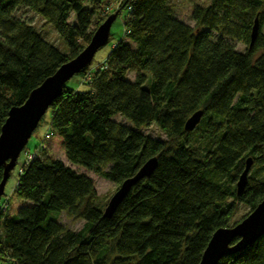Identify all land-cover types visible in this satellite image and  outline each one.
Here are the masks:
<instances>
[{
    "label": "trees",
    "instance_id": "obj_1",
    "mask_svg": "<svg viewBox=\"0 0 264 264\" xmlns=\"http://www.w3.org/2000/svg\"><path fill=\"white\" fill-rule=\"evenodd\" d=\"M169 2L121 1L125 39L101 65L77 74L89 91L62 88L48 108L44 140L47 150H61L70 164L116 188L149 158L156 167L104 217L89 175L33 156L11 193L25 203L13 215L0 213V264H198L213 232L229 227L236 203L251 212L264 199V0H211L193 7V25L175 17ZM98 4L0 0V127L89 43L107 18L93 23ZM23 9L52 26L66 51L20 16ZM255 18L259 30L249 47ZM233 41L245 44L244 52ZM198 110L199 123L185 130ZM152 124L164 139L141 131ZM249 158L253 173L237 193ZM63 212L82 227L61 225ZM217 264H264V232Z\"/></svg>",
    "mask_w": 264,
    "mask_h": 264
},
{
    "label": "water",
    "instance_id": "obj_2",
    "mask_svg": "<svg viewBox=\"0 0 264 264\" xmlns=\"http://www.w3.org/2000/svg\"><path fill=\"white\" fill-rule=\"evenodd\" d=\"M117 13L110 14L104 19L92 33L89 43L72 59L63 63L57 68V71L46 77L43 82L30 91L28 97L22 105L12 107L7 118L0 127V168L3 176L0 181V199L4 195V188L11 170L16 166L17 158L26 146L31 134L37 128L40 119L47 112L52 102L62 94V88L73 75L78 74L84 67L88 66L94 54L107 43L110 37V27ZM252 31L250 33L249 47L255 42L258 33V19L255 18ZM202 111L198 110L186 120L184 129L192 131L199 123ZM252 160L247 159L246 165L242 170L238 180L236 190L239 193L246 184L248 171ZM156 158H149L138 172L124 180L117 191L109 198L106 207L103 210V216H110L121 201L129 192L130 187L139 181V179L149 177L156 167ZM264 232V199L257 204L241 221L230 227H219L211 235L207 246L203 250L198 264H217L218 260L231 252L242 250L258 239ZM238 241L232 244L235 239Z\"/></svg>",
    "mask_w": 264,
    "mask_h": 264
},
{
    "label": "rangeland",
    "instance_id": "obj_3",
    "mask_svg": "<svg viewBox=\"0 0 264 264\" xmlns=\"http://www.w3.org/2000/svg\"><path fill=\"white\" fill-rule=\"evenodd\" d=\"M121 1L122 0H99V4L96 9V16L93 19V23H99L100 20L103 17L110 16V13H117V16L112 21V25L110 27V37L104 46L100 47V49L94 54V58L88 65V68L95 69V67H98L101 65V63L105 60L109 52L111 51L112 46L121 41L122 39H125V33H124V27H123V20L127 14V11L121 7ZM211 0H170L169 6L172 10V13L175 17L178 19L184 21L187 24L193 25L194 22L192 19H190V14L193 7L201 5L206 6L210 3ZM20 16H23L25 19H27L33 26H35L38 31L43 35V37H46L47 40L50 41L54 46L60 47L63 51H66V47H64L63 42L61 41L60 37L58 36L56 30L46 24L44 20L41 19V17L33 12L27 11L25 9L18 12ZM73 19L75 15L73 14ZM262 32L264 33V25L262 28ZM233 44L235 45L236 50H239L241 52H244V49L246 47L245 44L233 41ZM130 79H133V74H128ZM65 86L72 87L78 91H89L88 86L79 84V76L73 75L71 78L68 79V81L65 83ZM52 114L50 110L48 109L47 112L44 114V116L41 118L39 123L37 124V128L33 131L31 134L26 146L23 148L22 152L19 154L16 163V166L11 170L10 176L8 177L6 181V186L4 188V194L2 196L3 203L5 209H0L3 215H13L17 212L18 208L22 206L25 201H20L19 199L16 200L12 198V189L17 184V178L19 173L20 166L27 162L30 158L33 156H45L48 159H58L62 160L66 165L70 166L71 168L79 171V172H85L89 177H91L94 180L95 183V190L97 191V201H99V204H102V206L106 207L107 202L109 201V198L117 191L116 186L110 182L109 180L102 178L100 175L96 174L95 172H91L86 170L85 168L78 167L74 164H70L67 159L65 158L63 152L61 150H47V148L42 149L40 145L43 143L44 139L46 138L45 135L50 132V121H51ZM116 120L124 122L123 119H121L119 116L115 117ZM142 132H144L146 135H151L154 138H161L164 139V135L161 131L158 130L156 125L152 124L148 126L147 128L141 129ZM196 134V133H195ZM195 134L191 137L192 140L195 137ZM252 165L249 168V175L252 172L253 169ZM264 176V175H262ZM261 177V176H260ZM235 210L233 211L231 215V220L229 223V227L239 221H241L242 218H244L248 213H250V209L248 206L244 205L243 203H236L235 204ZM58 221L61 225H65L69 229L75 231L79 230L83 222L79 219H72L70 218L66 213H60L58 215Z\"/></svg>",
    "mask_w": 264,
    "mask_h": 264
},
{
    "label": "built area",
    "instance_id": "obj_4",
    "mask_svg": "<svg viewBox=\"0 0 264 264\" xmlns=\"http://www.w3.org/2000/svg\"><path fill=\"white\" fill-rule=\"evenodd\" d=\"M84 79H86V80H87V79H88V77L86 76ZM47 136H48V133L45 135V137L47 138ZM46 138H45V139H46ZM45 139H44V140H45ZM40 147H41L42 149H45V143H44V141H43V143L40 145ZM25 164H26V162H24V163H23V164L20 166V168H19V170H18V171H20V172H21V169H22L23 165H25ZM1 208H2V209H5V208H4V206H3V207H1ZM1 208H0V209H1Z\"/></svg>",
    "mask_w": 264,
    "mask_h": 264
}]
</instances>
